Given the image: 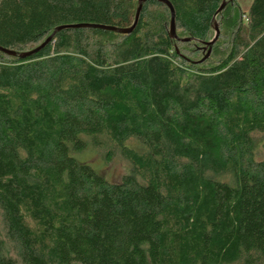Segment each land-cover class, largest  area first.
Masks as SVG:
<instances>
[{
  "label": "trees",
  "instance_id": "16d2710c",
  "mask_svg": "<svg viewBox=\"0 0 264 264\" xmlns=\"http://www.w3.org/2000/svg\"><path fill=\"white\" fill-rule=\"evenodd\" d=\"M168 1L0 0V264H264V0Z\"/></svg>",
  "mask_w": 264,
  "mask_h": 264
},
{
  "label": "water",
  "instance_id": "95a60500",
  "mask_svg": "<svg viewBox=\"0 0 264 264\" xmlns=\"http://www.w3.org/2000/svg\"><path fill=\"white\" fill-rule=\"evenodd\" d=\"M147 1H150V0H139V6H138V9H137L135 22H134L133 26L128 28V29H119V28H115V27H108V26H102V25H89V24H86V25L61 26V27H58L54 31L53 35L50 38H48L46 40V42L43 43L38 49H36V50H34L32 52L26 53V54H22V55H20V57L21 58H26V57H29V56L37 53L42 48H44L47 44H49V42L53 39V37L55 36V34L57 32H60L62 30H66V29L93 28V29H101V30L113 31V32L121 33V34H129L132 31H134V29L136 28V26H137V24L139 22L141 11L143 9V5ZM155 1L164 3V4H166L169 7V9L171 11V30H170V35H171L172 39L180 40L177 37V32H176V11H175L173 5L168 0H155ZM227 4H228V0H224V2L222 3L221 7L217 11L216 16L214 17V30L216 32V35H215L214 39L211 42L207 43V46H209V47H212L216 43V41L219 39L220 29H219L218 23L216 22V17L223 12V10L227 6ZM191 40H193V39H186V40H180V41L189 42ZM211 50L212 49L210 48V50L208 51L207 55L204 57V59L201 62L205 61L206 59H208L210 57ZM0 51H2L4 53H7L9 55H13V56L17 55L16 52L7 51V50H4L2 48H0Z\"/></svg>",
  "mask_w": 264,
  "mask_h": 264
},
{
  "label": "rangeland",
  "instance_id": "374dc122",
  "mask_svg": "<svg viewBox=\"0 0 264 264\" xmlns=\"http://www.w3.org/2000/svg\"><path fill=\"white\" fill-rule=\"evenodd\" d=\"M252 2L253 0H236V3L243 11H248ZM214 37H215V33H214ZM89 160L92 162L90 164L92 166H95L101 175L107 178V180L114 183L120 182L122 177L128 174L129 171L128 163H126L125 161L119 158H116L113 162L110 163L101 161V159L98 158V156L96 157L92 156L89 158Z\"/></svg>",
  "mask_w": 264,
  "mask_h": 264
}]
</instances>
